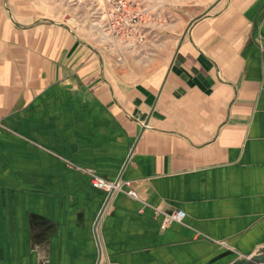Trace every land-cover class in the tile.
Wrapping results in <instances>:
<instances>
[{"label":"crops","instance_id":"0c3cea01","mask_svg":"<svg viewBox=\"0 0 264 264\" xmlns=\"http://www.w3.org/2000/svg\"><path fill=\"white\" fill-rule=\"evenodd\" d=\"M196 1L139 0L167 22L128 49L106 0H0V264L96 263L106 194L67 162L138 198L108 201L100 264L264 249V0Z\"/></svg>","mask_w":264,"mask_h":264},{"label":"built area","instance_id":"2783aa9c","mask_svg":"<svg viewBox=\"0 0 264 264\" xmlns=\"http://www.w3.org/2000/svg\"><path fill=\"white\" fill-rule=\"evenodd\" d=\"M106 2L108 5L106 17L99 25V29L107 37L112 38L115 42H120L122 46L128 49L137 48L144 43L149 32L167 22L163 16L142 7L139 0H106ZM66 166L84 173L89 178L91 187L104 192L106 195L110 192L113 194L123 192L133 199H138L135 191L131 189L124 191L119 180L107 181L91 170L78 168L68 162ZM157 213L162 215L160 222L162 230L171 223L181 224L185 218V213L181 210Z\"/></svg>","mask_w":264,"mask_h":264},{"label":"water","instance_id":"95a60500","mask_svg":"<svg viewBox=\"0 0 264 264\" xmlns=\"http://www.w3.org/2000/svg\"><path fill=\"white\" fill-rule=\"evenodd\" d=\"M208 12H209V10H206L205 12H203L202 14H200L199 16H196L195 18H193V19L189 22L186 31L188 30L189 26H190L193 22H195V21H197L198 19L202 18V17H203L204 15H206ZM186 31H185V32H186ZM185 32H184V34L182 35V38L184 37ZM112 194H113V193L110 192V193H108V194L106 195L105 201H104V203H103V205H102V207H101V210L99 211V214H98V216H97V218H96V220H95L94 226H93V232H94V235H95V241H96V243H97V250H98V253H97V259H96V263H95V264H100V262H101V257H102L101 248H100V245H99V242H98V238H97V235H96V226H97V223H98V221H99V219H100V217H101V215H102V213H103V211H104V209H105V207H106L108 201H109L110 198L112 197ZM263 263H264V249H263L259 254L254 255V256H252L251 258H248V259L242 261V262L239 263V264H263Z\"/></svg>","mask_w":264,"mask_h":264},{"label":"rangeland","instance_id":"374dc122","mask_svg":"<svg viewBox=\"0 0 264 264\" xmlns=\"http://www.w3.org/2000/svg\"><path fill=\"white\" fill-rule=\"evenodd\" d=\"M193 2V1H192ZM194 3V2H193ZM193 3H192V5H189V6H187V9L188 10H193V11H195L194 13H198V12H201V11H204V9H209L210 7V5H203V4H199V3H201V1L200 0H197L195 3H196V5H193ZM213 8H214V6H213ZM210 10H211V8H210ZM209 10V11H210ZM245 260V259H244ZM243 260V261H244Z\"/></svg>","mask_w":264,"mask_h":264}]
</instances>
